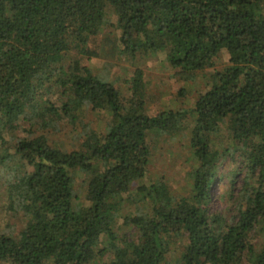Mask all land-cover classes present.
<instances>
[{"label":"trees","instance_id":"16d2710c","mask_svg":"<svg viewBox=\"0 0 264 264\" xmlns=\"http://www.w3.org/2000/svg\"><path fill=\"white\" fill-rule=\"evenodd\" d=\"M107 25L122 55L165 53L188 78L228 56L190 110L197 166L187 197L143 183L148 135L182 133L187 111L148 115L140 69L123 99L88 67L64 68L71 50L95 56L88 42ZM84 106L109 115L104 132L82 125L71 151L38 134L74 124ZM224 127L231 149L212 139ZM225 156L236 163L229 218L211 207ZM263 228L264 0H0V264H162L183 237L176 264H264V245L250 240Z\"/></svg>","mask_w":264,"mask_h":264},{"label":"rangeland","instance_id":"374dc122","mask_svg":"<svg viewBox=\"0 0 264 264\" xmlns=\"http://www.w3.org/2000/svg\"><path fill=\"white\" fill-rule=\"evenodd\" d=\"M109 18L111 23L116 21V17L112 14L109 15ZM118 37V30H112L108 25L103 27L101 32L88 42L90 49L96 55L88 58L76 50H71L63 60L64 68L68 70L75 62L81 66L88 67L94 76L111 83L120 92L123 99L129 96L128 87L133 72L136 68L140 69L145 82V110L148 115H154L165 110L181 109L187 111V115L183 120L184 130L182 133L176 135L152 133L148 135L147 142L151 157L147 169V177L143 180L145 185L163 182L176 198L187 197L192 187L190 173L197 166L189 148V132L193 127V116L190 110L193 108L198 96L207 89L212 72L222 70L227 66L228 56L222 52L220 57L214 60L212 68L198 74L194 73L195 76L188 78L186 77L187 75L176 73L175 70L170 68L165 61V53L137 54L133 59L122 55L119 53ZM66 73L70 74L69 71ZM54 99L55 101L58 99L62 101L65 100V97L57 94ZM76 114H78V118L74 124L64 119L59 122L60 128L57 131L49 129L47 131H38V134H46L50 145L71 151L78 146L82 125H88L96 131L104 132L109 122L107 113L92 111L85 106ZM225 129L224 127L218 137H213L212 139L214 145H218L219 148L225 146L231 149L232 144H230L229 136ZM17 135L21 136L22 134L18 132ZM231 158V156L224 157L218 172L220 180H216L217 183L211 191V207L218 212L223 211L227 218L230 217L231 209L233 208L228 199V191L230 179L236 165ZM85 180L86 177L83 174L76 172L73 187L79 196L77 202L86 205L88 203L84 199ZM241 184L239 180L237 189ZM127 210L128 207H125L122 213L126 214ZM10 221L20 227V223L24 220ZM121 222L122 219L117 223L120 224ZM127 231L122 229L120 233L123 234ZM128 234L129 236H134V231L129 229L126 235ZM250 240L254 245H257V248L264 245V228L262 231L256 230V235H252ZM185 242L186 239L184 237L182 239L174 238L162 264H176L184 249ZM106 260L107 258H103L98 263L104 264Z\"/></svg>","mask_w":264,"mask_h":264}]
</instances>
